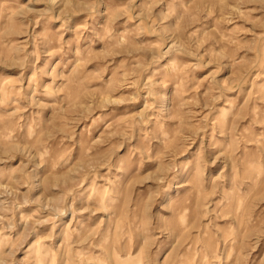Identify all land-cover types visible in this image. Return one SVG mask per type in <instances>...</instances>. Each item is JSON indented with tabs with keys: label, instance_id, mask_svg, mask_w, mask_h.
I'll list each match as a JSON object with an SVG mask.
<instances>
[{
	"label": "rangeland",
	"instance_id": "374dc122",
	"mask_svg": "<svg viewBox=\"0 0 264 264\" xmlns=\"http://www.w3.org/2000/svg\"><path fill=\"white\" fill-rule=\"evenodd\" d=\"M0 264H264V0H0Z\"/></svg>",
	"mask_w": 264,
	"mask_h": 264
}]
</instances>
